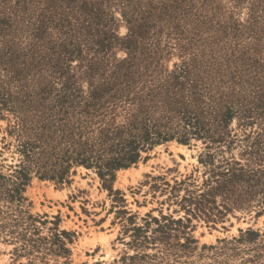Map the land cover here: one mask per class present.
Wrapping results in <instances>:
<instances>
[{
    "label": "rangeland",
    "instance_id": "1",
    "mask_svg": "<svg viewBox=\"0 0 264 264\" xmlns=\"http://www.w3.org/2000/svg\"><path fill=\"white\" fill-rule=\"evenodd\" d=\"M0 264H264V0H0Z\"/></svg>",
    "mask_w": 264,
    "mask_h": 264
},
{
    "label": "trees",
    "instance_id": "2",
    "mask_svg": "<svg viewBox=\"0 0 264 264\" xmlns=\"http://www.w3.org/2000/svg\"><path fill=\"white\" fill-rule=\"evenodd\" d=\"M192 127L200 129L197 120L189 121ZM201 125V123L199 122ZM202 126V125H201ZM158 125L138 120L136 117L126 127L117 128L111 132H104L99 138V147L90 145L88 149L76 150L73 161L87 168L98 167V174L104 176L112 175V172L121 167H127L134 163L139 157V150L145 146L157 144L160 140L172 138L168 131L157 130ZM100 169H104L102 172ZM20 184L15 183L8 190V197L13 199L14 194H19ZM10 191L13 193L11 194Z\"/></svg>",
    "mask_w": 264,
    "mask_h": 264
}]
</instances>
